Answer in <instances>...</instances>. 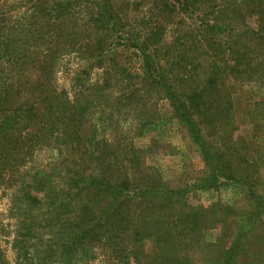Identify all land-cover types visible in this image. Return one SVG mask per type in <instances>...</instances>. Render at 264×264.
<instances>
[{
  "label": "trees",
  "instance_id": "obj_1",
  "mask_svg": "<svg viewBox=\"0 0 264 264\" xmlns=\"http://www.w3.org/2000/svg\"><path fill=\"white\" fill-rule=\"evenodd\" d=\"M48 2H52L53 6H48ZM93 2L98 7L88 12L87 17H91L92 28L96 30L98 39L92 43L94 39L87 38L80 51L95 55L97 61L111 49L108 41H112L122 49L134 51L143 61L140 68L145 80L143 90L148 87L163 93L170 103L174 117L185 126L203 156L207 174L200 180L202 183L198 187L216 189L223 185L220 182L221 178L225 183L239 184L247 190L246 209L250 210L244 217L245 224L239 228L229 246L217 255L213 264H245L244 260L247 259H250V264L264 262V196L259 193L260 179L257 180L255 170H249L245 166L247 161L236 159L235 163L238 167L232 166L229 156L231 144L227 146L221 143V147L219 144L212 145L209 138L203 134L206 129L211 131L216 127V122H213L214 119L219 118L218 116L214 118L215 111H224V106L210 104L211 95L206 89L213 82V77L219 75L217 71L220 68L216 63L221 60V79L226 77L225 72L227 77L236 72L242 75V68L250 70L257 63L251 60L250 56L248 58L244 50L237 48L236 42L233 41L232 24L224 23L230 22L227 21V17L230 13H235L232 12L235 8L241 13L243 10L246 11L247 6L259 7V14L263 16L262 0H250V4L247 3L248 0H154L145 10L146 18L143 16L142 24H147V27L142 26L141 29L127 26L129 23L125 13L129 9V3L122 2L118 5L113 0ZM142 2L150 5V1ZM213 3L218 4L211 6ZM72 4L71 0H43L35 11L41 16L39 22H35L37 15L34 12L18 18L3 12V4L0 5V63L8 66L7 70L0 71V187L1 182L7 177L11 179L14 177V173L18 172L17 167L22 165L20 163L24 164L27 159H31L30 156L45 136L50 135L54 138V145L59 151L66 144H70L74 150H77V145H81V133L85 129L80 119L83 107H77L80 102L70 99L66 92L59 91L52 82L56 74L57 60L62 56L61 49L67 45L74 46L76 40L73 38L81 29V26L76 29L74 24L64 19L65 15H72ZM196 14L198 16L194 18L193 15ZM165 17L167 24L171 21L174 23L180 21L177 25H181V28L176 29L183 33L176 38V43H180L179 47L182 48L181 52L177 50L179 54L181 53L178 56L179 60H175L172 56L176 53L173 48H169L168 44L164 43L167 38L163 37L167 30L162 26ZM193 18L197 22L194 30L191 29L192 23L186 24L189 22L187 20L192 21ZM240 26L249 29L245 23ZM220 32L221 51L226 54L230 65L222 57L220 60L219 57L214 56L212 59L199 58L208 38L218 36ZM250 33L264 40V23L257 31ZM117 38L122 43H119ZM225 38L227 40H222ZM181 39L184 44H181ZM93 44L97 49L92 46ZM243 47L246 48V45ZM216 49L220 50L219 47ZM215 51L220 56L218 51ZM195 52L199 55H194ZM244 55L246 56L243 58ZM177 61L188 65L192 63L195 67L190 69L186 65L175 64ZM27 69H31L35 77L32 74L25 76L24 72ZM180 70H183L182 74L188 71L205 75L206 82L199 87L185 90L187 84L178 76ZM104 73L108 76V72L104 71ZM172 76L175 78L174 82ZM106 84L107 82L102 87H106ZM221 95H224L223 91ZM22 96H27L34 102L24 104ZM90 96H92L90 93L86 95V97ZM224 99L227 100L228 96ZM229 110L222 114L225 115L223 120L226 125L232 120L229 118ZM23 130L27 132L16 135ZM95 139L94 131L92 138L86 141L82 151L83 156L87 155L86 150ZM123 143L125 145L121 154L124 158L141 164L139 160L145 151L134 148L127 141ZM97 145L98 143H95L94 146ZM104 146L112 149L109 155L103 154L97 160L106 163L110 157L116 160V147H111L109 143H105ZM249 166L253 167V163L250 162ZM121 175V178L108 176L101 168L94 169L84 180L79 178L81 175L78 173L73 176L69 174L70 183L67 191L74 189L78 197L87 196L88 201L90 198L95 199L88 205L97 212L87 215L86 211L91 210L85 198H80L79 202H76L77 210L73 219H64L61 215L63 209L68 208L64 187L60 189L57 186V190L51 196H47L50 199L49 204L42 198L36 197L31 200V194L25 192V198L30 199L27 203L29 210L36 208L42 212L47 206V210L51 212L44 213L40 219L27 217L21 223V233L18 237L22 238L23 235L29 237L31 243L38 242L39 245L36 247L40 248L41 260L48 253L54 252L58 264H81L85 261L84 257L88 258L99 242H104L105 245L113 248L124 259L126 258L124 248L129 243H142L152 238L159 242V245L171 247L175 246L182 236H179L178 232L171 233L170 228L180 227L183 231L193 232L197 229L201 230L205 223L213 222V220L202 221L201 208L185 211L182 217L177 214V218L174 219L176 204L184 200L185 191L170 190L159 182L152 184L153 180L137 184V180L130 178L127 172ZM157 178L158 176L155 175L154 180ZM63 180H68L67 174ZM144 202H158L161 207L169 209L166 212L155 210L156 215H153L147 210L138 212L128 207L129 205L133 207L135 204L136 208L140 209ZM256 229L258 232L254 234L255 237L253 233ZM15 243L17 246L21 245V242ZM153 243L156 245V242ZM165 253L166 251L162 252L159 258H155L154 262L150 263L167 264ZM168 258L170 260L169 256ZM0 264H7L1 249ZM178 264L185 263L181 260Z\"/></svg>",
  "mask_w": 264,
  "mask_h": 264
},
{
  "label": "rangeland",
  "instance_id": "obj_2",
  "mask_svg": "<svg viewBox=\"0 0 264 264\" xmlns=\"http://www.w3.org/2000/svg\"><path fill=\"white\" fill-rule=\"evenodd\" d=\"M93 1L95 0H71L73 13L65 15L64 19L66 22L74 24L76 29L81 26V29L73 38L76 40L75 45H67L61 49L62 56H59L57 60L55 79L53 78L52 81L55 88L66 92L70 99L80 102L79 106L76 105L77 107H83L80 119L81 125L85 129L81 133V145H77V150H74L70 144H66L59 151L54 145V138L47 135L32 153L31 159H27L24 164L20 163L22 165L17 167L18 172L14 173V177L12 179L7 177L1 182L0 249L3 258L7 264H58V258L54 252L48 253L41 260L40 248L36 247L39 245L38 242L31 243L30 238L23 237V235H21L22 238L18 237L21 233V223L27 217L40 219L44 213L51 212V210H47V206L42 212L36 208L29 210L27 203L30 199L25 198L24 194L29 192L31 200L36 197L42 198L49 204L50 199L47 196H51L57 190V186L60 189L64 187L68 208H64L61 215L64 219H73L77 210L76 202H79L80 198H85L87 205L95 199L90 198L88 201L89 197L87 196H76L74 189L67 191V186L70 183L69 174L73 176L78 173L81 175L79 178L84 180L94 169L101 168L108 176L115 178H121V174L127 172L130 178L137 180V184L153 180L152 184L159 182L170 190L185 191L184 200L176 204V213L173 218L176 219L177 214L182 217L185 211L193 208H201L202 221L213 220V222L205 223L201 230L197 229L193 232L183 231L180 227L170 228L172 229V231L169 230L171 233L178 232V235L182 236V239L177 240L175 246L159 245V242L152 238H148L142 243H129L124 248L126 251L124 259L113 248L111 249L104 242H99L89 257H84L85 261L81 264H151L150 262H154L155 258H159L164 251H166L167 264H178L181 260L185 264H213L217 255L229 246L239 228L245 224L244 217L250 210L246 209L247 190L239 184L225 183L221 178L220 182L223 185L216 189L198 187L202 183L200 180L207 174L203 156L185 126L174 117L170 103L165 99L163 93L148 87L143 90L145 80L140 72L143 61L134 51L122 49L112 41H108V44L111 45L109 52L105 53V56L98 61L95 55L80 51V47H83L87 38L94 39L92 43L98 39L96 30L92 28V19L87 17L88 12H92L95 7H98ZM113 1L118 5L122 2L130 4L125 13L129 28L147 27V24H142L143 16L146 18L145 10L151 6L154 0H146L150 1V5L142 2L144 0ZM42 2L43 0H2L0 5L3 4V12L19 18L35 13L38 5ZM48 3V6H53L52 2ZM247 3L250 4V0ZM215 4L218 3H213L211 6ZM262 4L264 5V0H262ZM234 11L235 13H230L227 17V21L230 22L224 24H232L233 41L236 42L237 48L244 50L248 58L250 56L251 60H255L257 63L250 70L242 68V75L236 72L227 77L225 72L226 77L221 79L220 58L222 57L228 65L231 64L228 63L229 59L226 54L221 51V32L218 36H210L208 42L204 43L205 49L202 50L203 53L199 58L219 57L220 61L216 64L220 69L217 71L219 75L213 77V82L209 87L203 86V88L206 87L211 95L210 104L212 106L217 104L218 107L224 106V111H215L214 118L216 116L219 118L218 120L214 119L213 123L216 122V127L211 131L206 129L203 134L209 138L207 139L212 145L219 144L221 147V143L227 146L231 144L229 156L232 166L238 167L235 163L236 159L247 161L245 166L249 170H255L257 180L260 179L259 193L264 196V119H260L264 118V40H260L258 36L250 33L257 31L264 22L261 19L262 15L259 14V7L247 6L246 11L243 10L241 13L236 8L232 12ZM197 16V14L193 15L194 18ZM40 18L41 16L37 15L35 22H39ZM194 18L192 21L187 20L189 22L186 23H192V30L197 27ZM179 22L178 20L177 23ZM177 23L171 21L167 24L166 17L162 23L164 30L167 28L163 36L167 37L164 43L176 52L172 55L175 60H179L178 56L181 54L177 50L182 51V48L179 47L180 43H176V38L177 35L183 34L176 30L181 28V25H177ZM243 23L249 29L246 30L240 26ZM116 40L122 43L120 39ZM222 40L225 41L227 38ZM181 42L184 44L182 39ZM244 45L246 48L243 47ZM92 46L97 49L95 44ZM217 47L220 50L216 49ZM194 55L198 56L199 54L195 52ZM175 64L186 65L190 69L195 67L192 66V63L188 65L179 61ZM7 69L8 66L0 63V71ZM25 71V76L31 74L34 76L31 69ZM104 71L108 72V76ZM182 72L183 70H180L178 76L186 81L185 90L199 87L206 82L205 75H197L188 71L182 74ZM171 79L173 82L175 81L174 76ZM105 82L107 84L104 88L102 86ZM139 88H141L140 91ZM221 91L224 95H221ZM88 93L92 96L86 97ZM225 96H228L227 100L224 99ZM22 102L26 104L34 101L27 96H22ZM228 109L231 110L228 112H230L229 118L232 120L229 125H226L223 120L225 115L222 116V114ZM94 131L96 139L87 148V155L83 156L82 151L86 141L92 138ZM24 132L27 131L23 130L16 135L19 136ZM212 138L214 139L212 140ZM103 141L111 144V147H116V160H113V157H110L107 163L97 160L103 154L109 155L110 149H112L105 147ZM126 141L131 143L134 148L145 151L139 160L141 164L133 163L132 159L124 158L121 154L125 145L123 142ZM95 143L98 145L94 146ZM250 162L253 163V167L249 166ZM66 174L68 180L64 181L63 178ZM155 175L158 176L157 180H154ZM128 207L138 212L147 210L153 215H156L155 210L166 212L169 209L161 207L158 202H144L140 209H137L135 204L133 207L132 205ZM89 208L91 211H86L87 215L97 214L95 209L93 210L90 206ZM257 232L258 229L254 231L253 236L256 237L254 234ZM16 241L21 242V245L17 246ZM153 241L156 242V245ZM244 262L250 264V259L244 260ZM257 264H264V262L258 261Z\"/></svg>",
  "mask_w": 264,
  "mask_h": 264
}]
</instances>
